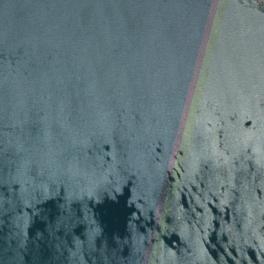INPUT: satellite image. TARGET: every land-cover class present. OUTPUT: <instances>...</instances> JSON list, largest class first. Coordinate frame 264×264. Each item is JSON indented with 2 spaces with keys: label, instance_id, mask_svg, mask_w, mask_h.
I'll return each instance as SVG.
<instances>
[{
  "label": "water",
  "instance_id": "95a60500",
  "mask_svg": "<svg viewBox=\"0 0 264 264\" xmlns=\"http://www.w3.org/2000/svg\"><path fill=\"white\" fill-rule=\"evenodd\" d=\"M0 264H264V0H0Z\"/></svg>",
  "mask_w": 264,
  "mask_h": 264
}]
</instances>
